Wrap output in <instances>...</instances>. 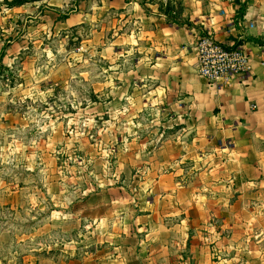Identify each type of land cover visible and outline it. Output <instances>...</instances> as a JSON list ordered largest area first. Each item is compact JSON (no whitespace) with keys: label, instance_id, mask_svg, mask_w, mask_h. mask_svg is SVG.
<instances>
[{"label":"crops","instance_id":"1","mask_svg":"<svg viewBox=\"0 0 264 264\" xmlns=\"http://www.w3.org/2000/svg\"><path fill=\"white\" fill-rule=\"evenodd\" d=\"M158 1L113 0L118 180L72 221L95 247L58 264H264V0ZM206 33L247 52L248 82L198 74Z\"/></svg>","mask_w":264,"mask_h":264},{"label":"rangeland","instance_id":"2","mask_svg":"<svg viewBox=\"0 0 264 264\" xmlns=\"http://www.w3.org/2000/svg\"><path fill=\"white\" fill-rule=\"evenodd\" d=\"M113 21V0H0V264H58L95 247L80 237L94 226L72 221L118 180ZM85 71L104 89L82 83Z\"/></svg>","mask_w":264,"mask_h":264},{"label":"built area","instance_id":"3","mask_svg":"<svg viewBox=\"0 0 264 264\" xmlns=\"http://www.w3.org/2000/svg\"><path fill=\"white\" fill-rule=\"evenodd\" d=\"M196 50L197 72L208 84L228 87L235 81L248 82L251 60L240 46L223 45L206 33L198 39Z\"/></svg>","mask_w":264,"mask_h":264}]
</instances>
